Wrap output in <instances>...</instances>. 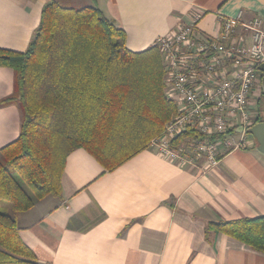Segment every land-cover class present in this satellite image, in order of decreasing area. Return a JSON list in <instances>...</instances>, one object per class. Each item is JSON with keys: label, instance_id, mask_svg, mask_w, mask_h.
<instances>
[{"label": "crops", "instance_id": "0c3cea01", "mask_svg": "<svg viewBox=\"0 0 264 264\" xmlns=\"http://www.w3.org/2000/svg\"><path fill=\"white\" fill-rule=\"evenodd\" d=\"M47 0H0V48L24 51ZM67 7L97 6L125 32L138 52L189 23L218 35L223 18L264 28V0H57ZM14 73L0 66V100L13 91ZM16 103L0 106V148L19 134ZM215 167L177 164L147 147L107 171L83 148L71 151L59 197L46 196L17 214L22 241L40 264H264V254L219 231L205 239L209 221L264 215V156L249 135L245 149L221 147ZM0 209L8 208L0 205ZM8 212V211H7Z\"/></svg>", "mask_w": 264, "mask_h": 264}, {"label": "trees", "instance_id": "16d2710c", "mask_svg": "<svg viewBox=\"0 0 264 264\" xmlns=\"http://www.w3.org/2000/svg\"><path fill=\"white\" fill-rule=\"evenodd\" d=\"M0 66L14 73L0 106L16 103L21 113L18 136L0 148V205L8 208L0 209V264H40L19 236L17 214L60 196L68 154L83 148L111 171L147 148L177 109L164 93L157 45L128 50L125 32L95 5L47 0L27 48H0ZM188 134L198 135L173 143ZM211 231L264 254V215L209 221L207 241Z\"/></svg>", "mask_w": 264, "mask_h": 264}, {"label": "built area", "instance_id": "2783aa9c", "mask_svg": "<svg viewBox=\"0 0 264 264\" xmlns=\"http://www.w3.org/2000/svg\"><path fill=\"white\" fill-rule=\"evenodd\" d=\"M201 14L158 37L155 43L164 65V93L176 114L148 146L177 164L215 167L221 147L245 149L248 129L264 120V28L255 16L245 21L241 12L219 22L218 35L197 27ZM263 118V119H262ZM185 135L178 144L174 139Z\"/></svg>", "mask_w": 264, "mask_h": 264}, {"label": "water", "instance_id": "95a60500", "mask_svg": "<svg viewBox=\"0 0 264 264\" xmlns=\"http://www.w3.org/2000/svg\"><path fill=\"white\" fill-rule=\"evenodd\" d=\"M258 69L263 73L261 87L264 94V63L260 64ZM248 132L256 141V150L264 156V120L252 125Z\"/></svg>", "mask_w": 264, "mask_h": 264}, {"label": "rangeland", "instance_id": "374dc122", "mask_svg": "<svg viewBox=\"0 0 264 264\" xmlns=\"http://www.w3.org/2000/svg\"><path fill=\"white\" fill-rule=\"evenodd\" d=\"M5 204H7L6 202H4Z\"/></svg>", "mask_w": 264, "mask_h": 264}]
</instances>
